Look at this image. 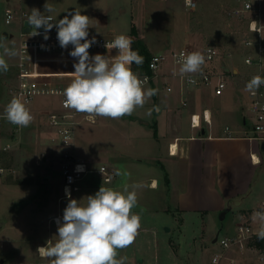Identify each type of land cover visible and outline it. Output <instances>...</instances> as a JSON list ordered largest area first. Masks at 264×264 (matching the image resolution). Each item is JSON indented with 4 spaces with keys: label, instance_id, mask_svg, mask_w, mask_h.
Returning <instances> with one entry per match:
<instances>
[{
    "label": "rangeland",
    "instance_id": "rangeland-1",
    "mask_svg": "<svg viewBox=\"0 0 264 264\" xmlns=\"http://www.w3.org/2000/svg\"><path fill=\"white\" fill-rule=\"evenodd\" d=\"M170 1L174 2L0 0V44L17 52L13 57H4L9 68L7 72H0V112L4 111L13 98L11 88L16 83L15 64L19 47L18 22L14 21L9 25L4 22V12L7 8H22L29 13L35 8L44 15L54 16L56 20L77 10L91 18L88 38H114L119 34L132 37L131 29L134 25L138 38L148 46L151 53H169L181 47H191L203 53L206 45L213 44L221 52L216 67L219 68L223 63L228 65L229 50L234 52V57L242 68L247 66L240 42L244 22L228 15L226 11L228 7L240 4L242 0H198L196 10L187 9L183 0H175L174 3ZM46 3L51 6V12L45 11ZM260 3L264 18V0H260ZM5 31L9 36L4 35ZM46 52L42 51L40 54L44 56ZM89 52L93 56L117 54L110 50ZM2 53L3 48H0V54ZM69 66L72 65H65L60 69H65L72 77L74 68ZM163 66L165 69L171 68V71H179V65H174L171 60ZM42 68V64L37 63V70ZM49 73L53 75L52 67ZM158 74H161V69ZM179 76L164 77L162 74L158 80L148 82L145 88L156 89V95L130 115L119 119L99 117L96 123L82 120L77 126V153L93 159L90 164L94 169L102 163L111 167L114 177L111 183H104L101 176L100 179L96 173H89L80 181L81 190L74 194L73 199L80 201L81 196L85 194V191H82L83 186L91 180L94 181V186H98L97 189L89 191L91 195H94L101 185L117 190H122L125 183L143 185L137 191L138 204L132 210L144 220L141 222L139 235L130 247L118 250L117 256L119 259L122 255L133 254L135 264H203V256L208 258L219 248V245L208 237L210 233L217 234L216 224L224 220L220 215L210 217L206 226L207 233L204 235L201 230L203 226L191 223L188 215L182 216L185 219L178 217L175 221L172 215L166 217L159 211L154 215V211H151L155 209L158 201H164L160 189L152 188L149 181L152 175H158L160 169L156 163L165 156L161 151L158 136H154L155 121L152 119L162 117L158 109L163 107L167 98L170 100L180 95L179 90H182L186 82ZM168 85L171 90H168ZM188 87L192 90H212L211 87ZM197 95L196 105H200V108L204 101L200 99L199 92ZM179 101L176 100V107L182 111L187 110L189 106L182 105ZM58 102V97L43 95L38 96L30 107L33 110H51L57 107ZM44 121L45 118L39 116L37 122L22 127L20 133L13 132L8 125L0 128V264H50L49 260L39 256L37 248L42 244L46 245L52 238L55 241L58 225L53 221V217L58 213L63 214L68 198L60 200L63 174L60 168V151L54 145L58 141H53V132L48 131ZM145 121L150 124H143ZM249 122L253 124V120L250 119ZM16 136L18 140L14 141ZM8 143L11 145L6 148ZM117 172L121 174L117 175ZM229 220L228 213L224 222ZM170 228L171 230H168ZM220 233L224 234L223 231ZM203 235L205 241L209 240L205 248ZM131 260L125 261V264H132Z\"/></svg>",
    "mask_w": 264,
    "mask_h": 264
},
{
    "label": "clouds",
    "instance_id": "clouds-1",
    "mask_svg": "<svg viewBox=\"0 0 264 264\" xmlns=\"http://www.w3.org/2000/svg\"><path fill=\"white\" fill-rule=\"evenodd\" d=\"M187 3L195 7L191 0ZM44 7L45 11H52L48 3ZM90 19L75 10L54 21L53 17L33 8L27 23L36 30L44 28L45 40L55 27L60 47L73 46L69 56L77 62L73 64L71 81L62 93L64 107L93 117L119 119L143 107L157 90L146 89L147 77L141 79L132 68V65L142 67L145 59L132 49V37L119 34L110 43L106 42V49L117 50L115 56L90 55L89 49L97 42L95 37L88 39ZM36 35L38 31L32 34ZM0 48H3L0 72H7L9 65L4 57H13L17 52L3 44ZM176 62L183 76L200 72L206 57L200 51H193L181 53ZM188 82L195 83L192 79ZM262 85L264 76L255 75L246 83L245 91L255 94ZM3 118L18 127H28L33 121L26 103L15 96L5 106ZM77 171H83V166L78 165ZM141 187V183H125L122 190H117L101 185L94 195L86 197V203H81L84 198L80 201L71 198L66 189L68 203L63 210V222L57 221L58 235L55 241L52 238L45 246H39L37 253L50 264H125L127 257L118 259V250L130 247L139 235L141 217L132 210L138 204L137 191ZM254 219L260 223L258 237L264 239V211L255 212Z\"/></svg>",
    "mask_w": 264,
    "mask_h": 264
},
{
    "label": "crops",
    "instance_id": "crops-1",
    "mask_svg": "<svg viewBox=\"0 0 264 264\" xmlns=\"http://www.w3.org/2000/svg\"><path fill=\"white\" fill-rule=\"evenodd\" d=\"M227 59L228 65L223 63L219 66V69H224L228 79V90L223 95L217 96L213 90L188 89L189 85L184 83L182 90H179L181 97L178 95L170 100L167 98L163 107L158 109L162 117L152 119L155 121L154 136H158L165 156L156 163L160 169L158 175H152L149 181L152 188L160 189L164 201H158L155 209L150 210L154 211V215L158 211L166 217L172 215L175 221L178 217L185 219L182 216L188 215L191 223L203 226L201 230L204 235L211 216H221L225 212V220L229 213L230 220L227 223L222 219L216 224L217 234L210 233L208 239L213 243L220 232H233L238 221L249 215L254 216V210L264 201V143L246 136L253 127L249 120L254 122V116L249 110L248 94L243 87L254 68L249 65L242 68L234 56ZM217 60L213 64L216 70ZM164 67L160 68L161 74L155 80L162 74L164 77H176L173 75L175 70ZM197 92L204 101L200 108L195 100ZM176 100H180L182 105L186 101L188 109L180 110L176 107ZM205 109L210 113V123L203 119ZM193 113L200 114V127L192 126ZM43 123L48 131L51 130L46 120ZM143 124L150 122L145 121ZM171 144L178 146L175 154L170 153ZM252 154L256 159L259 157L260 162L255 161ZM85 158L89 162L93 160ZM91 173H96L100 178L97 172ZM96 187L98 186H94L93 180L83 186L85 194L80 198H84L81 203L86 202V197L91 195L89 191L97 189ZM256 223L260 224L258 221ZM204 235L202 239L205 241ZM209 240L204 242V248L208 246ZM170 245L174 248L171 242ZM174 251L176 252L175 249ZM133 256L122 255L127 257L126 261L132 259V264H135ZM203 259L205 264L209 257L203 256Z\"/></svg>",
    "mask_w": 264,
    "mask_h": 264
},
{
    "label": "built area",
    "instance_id": "built-area-1",
    "mask_svg": "<svg viewBox=\"0 0 264 264\" xmlns=\"http://www.w3.org/2000/svg\"><path fill=\"white\" fill-rule=\"evenodd\" d=\"M187 9L196 10L198 0H191L195 7L188 6L187 0H183ZM227 14L240 19L244 22V28L241 30L240 42L242 53L245 55V63L252 66L254 70L248 75V81L255 75L264 76V20L260 7V0H242L240 4H235L226 9ZM30 15L26 10L7 8L4 12V22L9 25L14 21L18 22V59L16 62V83L11 88L13 97H19L26 103L32 116L33 122H37L38 117L45 118L49 124L53 135V141L57 140V148L59 149L60 168L63 174L62 195L61 199L68 198L66 189L70 191L71 198L74 193L80 190V181L83 180L89 173L97 172L105 183L113 181L114 173L106 165L101 164L94 169L87 158L79 155L76 151V133L77 126L82 120L90 123H96L99 117H93L87 114L76 112L72 109L64 107L65 97L62 94L63 90L71 81V76L65 69H60L65 65L73 68L75 59L69 56V52L73 46L69 45L67 49L60 47L57 40V29L53 27L47 33L48 39H44L45 29H35L27 23V18ZM56 18L52 15H45ZM255 21L256 23H253ZM255 30V31H254ZM38 31L39 35L32 36ZM115 38V37H114ZM114 38H96L94 44L89 51L93 50H108L105 48L106 42L110 43ZM92 39V38H88ZM42 51H47L46 55H41ZM117 50L113 49L110 52ZM198 51L191 47H181L169 53L156 52L152 53L149 60V73H140L139 77L143 79L147 77V83L158 76V70L171 60L174 65L177 64V59L181 53H191ZM114 53V52H113ZM116 54V53H115ZM206 57V63L202 66L200 72L179 76L176 71L173 75L181 77L189 86L195 87H211L215 95H223L228 87V79L223 68L217 70L213 67L214 62L221 55L220 50L213 44H208L203 50ZM114 56V55H113ZM234 52L229 50L227 57H233ZM37 63L42 64L43 68L38 71ZM61 65V67H60ZM50 67L53 69V75H50ZM58 67V68H57ZM57 71V72H55ZM189 79L195 83H189ZM171 90V86L167 87ZM248 107L254 116L253 127L250 134H246L248 138L259 139L264 143V85H262L255 94L248 92ZM55 96L59 102L57 107L48 110L41 108L33 110L30 106L38 96ZM183 105H187L184 101ZM4 111L0 112V128L8 125L13 132H21L22 127H18L9 123L3 118ZM203 119L211 122V116L208 110H204ZM191 123L194 127H200V114L193 113L191 115ZM18 140V136L13 138ZM11 144L8 143L6 148ZM178 150V146H175ZM174 144L170 145V153H174ZM255 161L260 162L259 157L253 155ZM83 166V171H77V166ZM101 170V171H100ZM264 211V201L254 210ZM252 214V213H251ZM62 213H58L53 217V221L58 225L57 221L62 223ZM253 215L246 216L235 225L234 231L230 233L218 234L215 243L219 245L210 255L205 264H264V247H259L256 244L260 224L256 223Z\"/></svg>",
    "mask_w": 264,
    "mask_h": 264
},
{
    "label": "trees",
    "instance_id": "trees-1",
    "mask_svg": "<svg viewBox=\"0 0 264 264\" xmlns=\"http://www.w3.org/2000/svg\"><path fill=\"white\" fill-rule=\"evenodd\" d=\"M131 36L134 41L132 44V49L137 50L145 58L142 67H137L136 65H132V68L135 72L149 73L150 72L149 60L151 58L152 53L150 52L148 46L138 38L137 30L134 25L132 26L131 29ZM256 244L259 247H264V239L258 237L256 239Z\"/></svg>",
    "mask_w": 264,
    "mask_h": 264
},
{
    "label": "water",
    "instance_id": "water-1",
    "mask_svg": "<svg viewBox=\"0 0 264 264\" xmlns=\"http://www.w3.org/2000/svg\"><path fill=\"white\" fill-rule=\"evenodd\" d=\"M4 35L7 36V35H8V32L5 31V32H4ZM224 213H225V212L222 213L221 218L224 217ZM1 224H2V223H0V226H1ZM216 239H217V236H216L214 242L216 241Z\"/></svg>",
    "mask_w": 264,
    "mask_h": 264
},
{
    "label": "bare ground",
    "instance_id": "bare-ground-1",
    "mask_svg": "<svg viewBox=\"0 0 264 264\" xmlns=\"http://www.w3.org/2000/svg\"><path fill=\"white\" fill-rule=\"evenodd\" d=\"M173 149H174V154H175L177 152V149H176V147H174ZM42 246H45V245H42Z\"/></svg>",
    "mask_w": 264,
    "mask_h": 264
}]
</instances>
